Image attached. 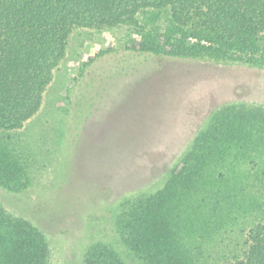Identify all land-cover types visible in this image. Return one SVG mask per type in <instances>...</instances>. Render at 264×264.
<instances>
[{"label": "trees", "instance_id": "obj_1", "mask_svg": "<svg viewBox=\"0 0 264 264\" xmlns=\"http://www.w3.org/2000/svg\"><path fill=\"white\" fill-rule=\"evenodd\" d=\"M121 27L135 52L264 69V0H0V185L19 174L13 134L40 111L72 33ZM124 206V244L144 264H264V107H221L165 187ZM50 255L43 230L0 206V264ZM84 264L129 263L98 242Z\"/></svg>", "mask_w": 264, "mask_h": 264}, {"label": "rangeland", "instance_id": "obj_2", "mask_svg": "<svg viewBox=\"0 0 264 264\" xmlns=\"http://www.w3.org/2000/svg\"><path fill=\"white\" fill-rule=\"evenodd\" d=\"M137 39L76 29L40 111L13 134L22 172L0 185V206L44 231L50 264H84L98 242L144 264L118 223L127 201L163 189L221 107H264V69L139 53Z\"/></svg>", "mask_w": 264, "mask_h": 264}]
</instances>
